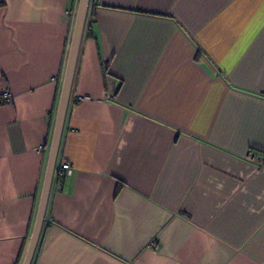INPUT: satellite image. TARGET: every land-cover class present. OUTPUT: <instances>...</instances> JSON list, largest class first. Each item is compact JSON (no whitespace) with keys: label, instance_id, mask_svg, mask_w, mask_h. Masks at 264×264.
<instances>
[{"label":"crops","instance_id":"1","mask_svg":"<svg viewBox=\"0 0 264 264\" xmlns=\"http://www.w3.org/2000/svg\"><path fill=\"white\" fill-rule=\"evenodd\" d=\"M77 5L0 0V264L33 230ZM62 159L31 264H264V0H90Z\"/></svg>","mask_w":264,"mask_h":264},{"label":"water","instance_id":"2","mask_svg":"<svg viewBox=\"0 0 264 264\" xmlns=\"http://www.w3.org/2000/svg\"><path fill=\"white\" fill-rule=\"evenodd\" d=\"M90 0H78L74 16L71 39L69 43L65 70L61 82V89L58 99L57 112L51 138L44 179L41 188V195L38 204L37 214L29 243L22 261V264H31L40 234L45 220L47 201L53 180L55 164L62 136L66 111L69 105L71 87L79 55L80 45L86 25L87 13Z\"/></svg>","mask_w":264,"mask_h":264},{"label":"built area","instance_id":"3","mask_svg":"<svg viewBox=\"0 0 264 264\" xmlns=\"http://www.w3.org/2000/svg\"><path fill=\"white\" fill-rule=\"evenodd\" d=\"M70 10H67V13L70 14ZM53 80H57L58 78L56 76L52 77ZM11 98V94L9 92H5L3 96L0 97V102L8 101ZM249 158H252V156L249 154ZM73 166L72 163L67 159H62L58 166L55 168V176L58 179L65 178L66 176L70 175L72 173Z\"/></svg>","mask_w":264,"mask_h":264}]
</instances>
